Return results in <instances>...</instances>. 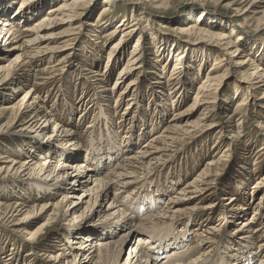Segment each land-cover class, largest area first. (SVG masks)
Segmentation results:
<instances>
[{"label": "bare ground", "instance_id": "6f19581e", "mask_svg": "<svg viewBox=\"0 0 264 264\" xmlns=\"http://www.w3.org/2000/svg\"><path fill=\"white\" fill-rule=\"evenodd\" d=\"M53 1L56 0H20V3L16 5L14 0H0V7L5 6L9 10L5 14L4 11L7 9H0V44H3V47H0V92L11 87L4 98L5 104L0 107V141H16V147L21 148L26 145L25 147L29 148L28 157L24 159L20 152L15 155L11 153L13 157L10 152L0 151V180L6 182L10 179H19L29 181L35 187L33 189L24 188L23 191L27 194L31 192L30 195L33 196V201L26 198V204L23 200L13 205H6L1 202L4 198H0V225L17 237L14 239L21 245H25L24 248L28 251L25 257L35 264H120L118 260L121 248L120 245L116 246L119 242L113 239L116 232L127 229L128 232L136 235V245L130 248L121 264H156L157 258L163 254L165 257L161 264H255L254 259H258V264H264V176L255 181L253 190L255 189V193L260 194L252 201L253 203L249 201L250 204L238 205L235 199L229 197L228 203L225 204L228 214L222 218H228L229 214L234 217L233 219L238 214L242 218L248 210H251L252 214L250 220L248 218L234 224L232 233L234 238L230 239L231 236H229V240L225 243L226 233H222V227L225 224L220 221L213 225H202V221L197 222L198 212L195 213L196 210L201 211L203 218L199 219L206 218L205 221H207L209 219L205 217V214L211 215L216 210L215 206L219 202L220 194L218 193L220 169L225 162L224 154L219 155L214 161L207 162L206 167L192 181L178 188L175 195L168 197L164 206L158 208L160 199L167 190H162L161 186L155 191H148L149 188H147L151 177L150 173H147L149 167L157 164L166 153L176 148L175 145L183 144L196 130L203 133L217 128L218 140L227 138L229 148L232 144L236 146V142H240L239 128L233 125L236 118H240L239 121L242 122L248 120L255 124L253 125L254 130L257 134L259 133L263 141L262 147H259L256 152L257 155L259 153L261 157L264 156V115L261 114L264 111V67L260 68L256 56L242 50L238 41H232L234 33L237 34V32L233 29L224 32L222 28L221 30L219 27L212 26L217 32L211 33L203 30L199 21L173 29L176 36H199L211 39L207 44L216 55H214L213 63L208 67L209 72L205 74L196 88L191 103L186 109L181 113H173V118L167 122L168 126L162 132L154 134L140 147L133 150L134 144L128 134L124 133L125 135L119 136L121 141L118 142L116 139L118 133L110 132L113 129L112 125L104 126V134L101 133L97 123L89 130L85 126L82 130V125L79 126L72 122L68 124L69 128L63 129L52 112L51 115L44 111L45 106L39 98L37 91L39 89L36 86L39 88L47 84V81L52 78L51 75L57 72L56 64L51 67L46 66L47 68L44 69L41 67L42 71L36 68L33 75L29 74L30 69L40 60L56 58L62 52L67 51V54L58 57L56 62L58 59H68L70 63L78 55L72 48V42L76 41L79 33L84 30V16L88 6L94 0L60 1L47 8L44 15L33 23L27 24L44 12L45 6ZM212 1L218 4L223 2V0ZM248 1L235 0L228 6L238 7ZM103 2L105 6L99 14L112 13L115 6L119 4L131 7L135 13L137 9L145 5V2L146 6L160 12H163L167 5V0H103ZM258 4H264V0H251L249 9L246 8L243 11L238 8L234 9L236 13L233 16L241 21V26H252L254 21L256 24L264 22V11H255ZM250 11L252 14H258L259 18L256 20L248 17L247 13ZM130 18L132 19V16ZM134 20L132 24L123 17L120 21L114 22L116 27L106 32L107 36H113L117 33V29L124 28L121 39L113 42L106 54V69L110 67V64L112 65L114 54L119 53L123 43L128 40L124 41V39L132 36V33L136 31L134 24L139 25V21L136 17ZM25 23L27 25H24ZM114 23H109V25L112 26ZM88 26L91 39L98 37L97 33L107 27V25L101 27L100 24L99 27L91 24ZM143 35L144 32L141 31V35L133 44L129 58L118 72L113 87H104L108 82L107 76L95 73L97 75L92 78L99 85V93H102L103 97L109 95L115 99L113 109L117 107L120 111L118 106L126 102V108L121 116L124 118V123L130 121L128 125L131 124L132 128H138V124L134 122L138 109H135L134 113L130 112L134 99L129 103V99H126L127 94L136 85L140 76L155 75V68L160 62V56L156 55L160 45H155L151 39V44L148 46L153 48L155 59L151 65L146 66L144 62L146 53L142 49L141 41ZM145 38L143 37V40ZM175 58L169 77L164 81L153 82L151 88L157 90L159 96L170 97L177 94L176 99L178 100L181 94L185 91L188 93V90L185 85L180 84L179 75L174 77L177 70L183 69L181 63L178 64L183 60L181 53ZM65 70L61 69L62 72ZM163 72L164 70L161 74ZM132 75L135 77L126 83ZM30 76L36 86L28 87L23 91L21 99H16L19 93H22L24 82ZM159 78L162 79V75L157 79ZM229 79L233 83L231 86L233 91L245 87L247 93L253 92V94L249 93L253 100H248L247 96L237 101L231 112L227 108L221 109L219 104L220 102L230 103L229 97H224V88L228 86ZM122 87L124 89L120 91ZM151 88L148 90L152 93L154 90ZM262 90L263 92L258 97L255 96ZM99 101H91L93 103L91 106L88 105L89 103L84 105L83 112L88 109L89 114L91 108H94L96 102ZM105 106L98 105L94 108L96 112H99L95 120L98 118L102 120L109 115V110L113 111L108 108V105L107 109L104 108ZM198 110L202 112L201 119L199 118L198 124L195 122V126L194 122L191 123L192 126L190 122L180 121L183 116ZM103 111L105 115H102ZM79 114L81 116L77 123H85L87 116L82 112ZM95 120L90 121L93 123ZM50 126H52L51 131L48 132ZM121 126L124 127V124ZM77 127L79 129L75 130L74 128ZM118 129L120 131V127ZM6 132L18 135L6 136L4 135ZM27 132L37 137L44 134L48 139L44 141L45 138L44 142H38L36 139L22 140L18 137L19 134ZM227 132L228 136H226ZM81 135L86 145L81 141ZM96 135L97 139H95ZM142 135L141 133L138 138ZM237 145L244 149L241 143ZM83 149L84 155L81 153ZM118 154L123 155L116 160ZM89 162L90 165H88ZM3 184H0L2 188L0 193L4 194L2 197L10 193L17 194V190L10 192L9 188ZM79 189H83L81 193L74 194ZM111 189L114 192L107 209L96 208L99 202L106 200ZM126 190L127 194L124 195ZM42 196L49 197V199L40 202L43 199ZM24 197L27 196L24 195ZM27 200L35 201L36 204L28 206ZM192 200L197 201L193 208L190 207L192 205H188V202ZM144 206H148V214L141 217L139 215L142 214ZM89 212H96L102 220H99L97 225L90 224L78 229V219ZM36 218H44V221L34 229L28 230L27 228L33 223L32 220ZM180 220L186 221L187 224H184L181 231L175 227ZM104 222L106 225L103 226ZM196 222L201 227L196 226L190 232L189 224ZM48 234L54 235L53 247L49 242H44ZM60 237L63 238L61 242L58 241ZM222 243L223 245L220 246ZM58 246L59 251L55 253L52 248ZM11 259L12 262H10ZM18 261L19 259L12 255L10 258H5L2 264H17Z\"/></svg>", "mask_w": 264, "mask_h": 264}, {"label": "rangeland", "instance_id": "374dc122", "mask_svg": "<svg viewBox=\"0 0 264 264\" xmlns=\"http://www.w3.org/2000/svg\"><path fill=\"white\" fill-rule=\"evenodd\" d=\"M14 1H16V5L20 3V0H14ZM60 1L62 2L63 0H56L48 3V5L45 6L44 8V12L39 14L36 18H33L32 20L27 22V24L30 25L31 23H33L35 20H37L38 18L44 15L47 8L58 4ZM233 1L235 0H223V2H219L218 4L215 3L214 1L211 2V0L210 1L209 0H167L166 2L167 5L164 7L163 12L151 9L150 7L146 6V2H145V5L140 7V9H137L136 13L131 9V7H124L123 4H119L118 6H115V8L113 9L114 12L112 13L106 12L105 14H99V11L103 8V6H105V3L103 2V0H94L88 6L86 11L87 13L84 16V30H82V32L79 33L78 39L72 42V48L76 50V54L78 55H76L70 61V63L68 62V59L67 60L58 59V61L56 62L57 58L67 54V51L58 54L56 58L52 57L51 59L40 60L36 66L33 65L34 67L33 66L31 67L29 72L30 75H33L34 73L33 71H35L34 69L36 68H38L37 69L38 71L39 70L42 71L41 70L42 68L44 69L46 66L51 67L55 64H56L55 69L57 70V72L51 75L52 78L47 81V84H45L46 86L45 85L39 86V88L38 86L33 84L34 82L32 80V77L31 76L28 77L29 79H27V81L24 82L25 85L23 84L25 87L23 86L22 93H19L16 99L20 100L21 97L23 96V91L28 89V87L36 86V88L40 90L37 91L39 94V98L41 99V101H43L42 103L45 106L44 111L51 115L53 113V115H55L56 121L61 126H63V129L69 128L68 124H70L71 122L79 126L82 125V130L84 126L89 130L91 126L97 123V126L100 128L101 133L104 134V128H105L104 126L107 124L112 125L113 129L110 130V132L114 131L118 133L117 134L118 137L125 135L124 133H127L128 136L130 137L132 144H134L133 147L134 150L135 148L140 147L145 141H147L154 134H157L158 132L159 133L162 132L166 128V126H168L166 125L168 124L167 122L173 118L174 116L173 113H179V112L181 113L183 112V110L186 109V107L191 103V98H193L196 88L201 83V80L205 77V74L209 72L210 68L208 67H210V65L213 63L214 55H216V53L210 48L209 44H207V42L211 39L207 37H199V36L198 37L176 36L175 31H173L174 28H179L180 26L189 25L191 23H195L199 21L200 27L203 30H206L211 33L217 32V30L212 26L219 27V29L222 28L224 32L229 31V29H233L237 32V34L234 33L232 41L233 42L238 41V45L242 48V50L255 55L259 67L260 68L264 67V22L262 23L260 22L259 24H256V22L254 21V24H252V26H241L240 24L241 21L237 19V17L233 16L236 13L234 9L238 8L239 10L242 11L246 8L249 9V3L251 0L238 7L228 6ZM255 8H256L255 9L256 12H262L264 11V4H258V6H256ZM0 9L4 10L7 8L5 6H2V8L0 7ZM8 12H9L8 9L4 11L5 14ZM247 14L248 17H250L251 19L257 20L259 18L258 14L257 15L252 14L251 11L248 12ZM131 16L132 19L130 18ZM101 17L104 20H102ZM123 17L128 19V22L132 24L135 22L134 18L136 17V19L139 21V25L134 24L136 31L132 33V36L124 39V41H126L127 39L128 40L125 43H123L124 45L122 47V50L119 51V53L114 54L112 65L110 64V67L106 69L105 68L106 66L105 62L107 60L106 54H108L107 52L111 48L110 45L113 42L121 39L122 37L121 33L122 31H124L123 30L124 28L117 29V33H115L113 36H107L106 32L116 27L115 26L116 23L114 22L120 21ZM109 23H114V25L111 26L109 25ZM27 24L25 23L24 25ZM90 24L94 25L95 27L96 26L99 27V24L101 27L105 25H107V27L101 29L100 33H97L98 37L96 38L98 39L96 38L91 39L90 36L91 34L89 33L90 28L88 26ZM24 25L22 24L21 26L23 27ZM58 31L56 32L58 33ZM141 31L144 32V35L142 36L141 39L144 45L142 43L141 44L143 51L146 53L144 58L145 60L144 62L146 66L151 65L155 59L154 58L155 55L152 52L153 48H150L148 46L151 44V39L153 40L155 45L157 44L160 45V49L158 50L155 49L157 50L156 55L160 56V62L157 64L155 68L156 71L155 75L140 76L136 83L137 87L135 85L127 94L126 99H129V103L134 99V103H132V105L130 104L132 108L130 109V112L134 113L136 111L135 109H138L137 114L135 113L134 116V122L138 124V128H132L131 124L128 125L130 121L124 123L123 122L124 118H122L121 116L123 110L126 108L127 105L126 102H122V104L118 106L120 107V111H118L117 107L113 109V107L115 106V99L113 97H110L109 95L103 97L102 96L103 94L99 93L100 91L99 85L96 84L92 78L93 76L97 75L95 73L102 74L103 76H107L108 82L105 84V86L104 85L103 86L104 87L107 86V88L113 87L114 85L113 83L118 76V72L120 71V69H122V67L126 63V60L129 58L130 52L132 51L131 49H133V44L136 42L138 36L141 35ZM3 36L4 35H2V37ZM143 37L146 38L143 40ZM2 45L3 44H0V47H3ZM179 53H181V58H183V60L182 62H178V64L181 63L183 69L177 70V73H175L174 77L179 75L180 84L185 85V88L186 90H188V93L186 91L184 94L182 93L178 100L176 99V97L178 96L177 94L170 97L159 96L157 94V90L151 88L153 86L152 83L158 81H164L166 80L165 78L169 77L172 67L174 65V61L176 59L175 56ZM116 57L118 59V60L116 59L117 61L115 60ZM47 63L49 64L46 65ZM66 66L68 67L66 68ZM62 68L66 70L62 72L61 71ZM162 69L164 70L163 74H161V72L163 71ZM197 69H199V72H197ZM161 75H162V79L160 78L157 79ZM134 77L135 75H132L129 79L126 80V83H128ZM230 80L231 79H229V81ZM51 81L53 83H51ZM125 85L123 87H125ZM232 85L233 83L232 81H230L228 86L224 88V93H225L224 97L227 98L229 97L228 99L230 100V103H225V104L221 102L219 103L221 109L227 108V110H230L229 112L233 111L235 103L237 101L244 99L247 96H248V100L251 99L253 100L252 96H249V93L253 94V92L250 91L249 93H247V89H245V87H242L243 89L233 91V89H231ZM123 87L122 89H120V91L124 89ZM148 88L153 89L154 92L152 93L149 92ZM9 89H11V87H7L3 91L1 90L0 107L1 105L5 104L4 98H6L5 96L7 95V91ZM262 92L263 90L257 92L255 96L258 97ZM91 101H99L96 102V106L94 105V108H96L98 105L105 106L107 104L109 106L108 108L109 109L111 108L113 110V111L109 110L108 114L110 116L107 115V117H105L102 120L100 118L95 120L99 112H96V109H94L93 107L91 108L89 114L87 113L88 109L85 110L86 113L85 111L83 112V108H85L84 105H86L87 103H89L88 104L89 106L93 105ZM107 105L104 108L107 109ZM217 105L218 104H216V106ZM162 111L165 112L163 113ZM81 112L82 114L84 113V115L87 116V121H85V123L83 124L77 123L78 118L81 116L79 113ZM262 112L263 113L261 114L264 115V111ZM201 113L198 110L196 112H193L192 114L183 116L182 118H180L181 119L180 121L182 123L190 122V124L191 123L193 124L194 122L193 125L195 126L196 123L197 124L199 123L200 121L199 118L201 119ZM102 115H105L104 111ZM239 119L240 118H236L233 122V125L238 126L240 131L239 134L240 142L238 143L236 142V146L232 144L229 148V145L227 143L229 142V139L227 138H224L223 140L222 139L218 140L216 137L217 136L216 131L218 130L217 128L212 129L211 131H205L203 133H201V131L199 132L198 130H196V132H194V134L189 139H187L183 144L175 145L176 148H173V150L166 153V155L157 164L155 165L153 164L152 166H150L149 172H147L150 173L151 175L148 181V186H149L147 187L149 188L148 191H153V190L155 191L157 187L159 188V186H161L162 190H167L165 191L164 196L161 197L160 199V203L158 205L159 208L165 205V202H167L166 200L170 195H175L178 188H181L186 183L192 181L195 178V176L198 175L206 167L207 162L214 161L217 159L219 155L224 154L225 162H223L224 165L223 166L221 165V169H220L221 171L219 176L220 184L218 187V193L220 194L218 198L219 202L215 206L216 210L211 215L205 214V217H208L207 219H209L207 221H205L206 218L201 220L199 219L200 217L203 218V214H201L202 213L201 211H197V210L195 211V213L198 212L197 222L199 223L200 221H202V225L203 224L213 225L220 221H222L223 224H225V226L222 227L223 230L222 233H226V235L224 236V238H226V240H224V243L227 242V240H229V236H231L230 239L234 238L232 234L235 227L234 224L237 221L242 222L248 218L250 220L251 218L250 215L252 214V211L248 210L247 214H245V216L242 218H240V214L236 215L235 219H233L234 217H231L230 214L228 215V218H222V216L226 217V214H228L226 213L227 209L225 204L228 203L227 201L230 198L235 199L236 200L235 203H237L238 205L240 204L247 205L250 204V202L253 203L252 201H254L255 198L257 199L260 194L259 192L255 193V189L253 190V187H255L254 184H256L255 181L256 179L264 176V156L261 157L259 153L257 155L256 152V150L259 147H262L263 141L260 139L261 136L259 135V133L257 134L256 130H254L255 129L253 127V125H255L254 123L248 120L242 122L239 121ZM90 120L91 121L95 120V121L92 123ZM121 124H124V127L121 126ZM118 127H120V131ZM51 128L52 126L49 127L48 132L51 131ZM74 129L78 130L79 128L77 127ZM230 130H232V128H230ZM3 132H5V130ZM6 133L4 134L6 136L18 135V134H12V133L6 134ZM77 133L79 134V132ZM141 133L143 134L142 137L138 138V136H140ZM228 135L229 133L227 132L226 136ZM18 137H20L22 140L36 139V141L40 142L46 138V135L43 134L37 137L32 133L27 132V133L19 134ZM96 137L98 136L96 135L95 139H97ZM118 137H116V139H118V142H120L121 137L119 138ZM47 139L48 138H46L44 141H46ZM80 139L84 144L85 141L83 140L84 137L82 135L80 136ZM15 143L17 142L0 141V151L2 150V151L10 152V155L13 157L15 153L20 152L23 154L22 159L28 157L27 155L29 154L28 153L29 148L25 147L26 145L25 146L23 145L21 148L16 147ZM240 143L242 144V147H244V149H242L239 145H237ZM228 149H230V151H227ZM11 153H13L14 155ZM81 153L82 155L85 154L84 149L81 151ZM122 155L123 154H118L116 160H119ZM88 165H90V162ZM3 181L4 180H0V184L4 183L3 185L5 187H8L10 192L17 190V194L10 193L8 196L2 197L4 194L0 193V198H4L1 199V202H3L6 205L7 204L13 205V203L23 202V200H24L23 203H25L26 198L27 199L29 198L33 201L32 199L33 196L30 195L32 193L30 192L29 194H27L26 191H23L24 188H30V189L35 188L33 186V183L29 181L25 182L19 179L18 180L10 179V180H6V182ZM90 185L92 184L90 183ZM0 190H2V188H0ZM82 190L83 189H79L74 194H80ZM113 192H114L113 189H111L109 192V196H107L106 200L99 202L96 208L98 207V209L100 210L107 209L108 204L111 201ZM23 194L27 197H24ZM125 194H127V190L124 193V195ZM56 197L59 198L58 196ZM42 198L43 199H41L40 202L42 200L45 201L49 199V197L46 196H42ZM32 201L27 200L28 206L36 204L35 201L34 202ZM196 203H197L196 200H192L191 202H188V205L189 206L192 205L190 207L193 208L194 205H196ZM147 207L144 206L143 209L144 212L142 211V214H140L139 216L143 217L146 214H148ZM137 209L138 208H136V210ZM99 220L102 219L99 218V215L96 212H89L87 215H84L82 218L78 219L77 228L78 229L84 228L85 226H89L90 224L97 225ZM42 221H44V218H36L35 220H32L33 223L30 224V226L27 229L28 230L34 229L39 224H41ZM197 222L193 224H189L188 229L190 228V232L191 230L195 229L196 226L201 227V225L197 224ZM184 224H186V221L180 220V223H178L175 227L176 229H179V231H181L184 228ZM104 225H106V222L103 223V226ZM0 231H1L0 232L1 233L0 234V264H2V261L5 258L7 257L10 258L12 255L16 256L19 259L17 264H35L25 257L28 251L25 250L24 248L25 245L23 244L21 245L16 239H14L17 237L13 236L12 233H10L6 228L2 227V225H0ZM47 236L48 237L45 238L44 242L45 243L49 242L50 246L53 247L54 244L53 239L55 240L54 235L48 234ZM114 237L115 238L113 240L119 242V244H117L116 246L120 245L121 248L120 258L118 260V263L121 264L123 263L127 254L129 253L130 248L133 247V245H136L135 244L136 235L133 234L132 232H128L127 229H125L116 232ZM20 241H22L23 243V240L21 238ZM58 241L60 242L63 241V238L60 237ZM221 245H223V243L220 244V246ZM52 250L55 253H57V250L59 251V246L52 248ZM164 257L165 255L163 254L161 257L157 258L156 264L157 262L158 264H161ZM254 260H255L254 261L255 264L259 263L258 259H254ZM12 261L13 260L11 259L10 262Z\"/></svg>", "mask_w": 264, "mask_h": 264}]
</instances>
